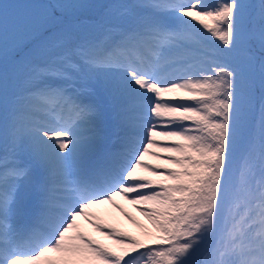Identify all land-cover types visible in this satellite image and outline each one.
<instances>
[{"label": "snow or ice", "instance_id": "6c2138e0", "mask_svg": "<svg viewBox=\"0 0 264 264\" xmlns=\"http://www.w3.org/2000/svg\"><path fill=\"white\" fill-rule=\"evenodd\" d=\"M93 7L105 9L102 32L75 36L64 16ZM113 7L126 24L106 23ZM9 26L19 37L11 46ZM27 33L47 59L20 54ZM254 43L264 51V0L0 4V264H264V57L257 77ZM94 85L128 129L117 151L98 150L105 110ZM34 170L39 212L18 225L19 184ZM54 183L63 184L55 197ZM118 196L151 223L143 238L93 211L121 208ZM81 217L115 247L83 230Z\"/></svg>", "mask_w": 264, "mask_h": 264}, {"label": "rangeland", "instance_id": "374dc122", "mask_svg": "<svg viewBox=\"0 0 264 264\" xmlns=\"http://www.w3.org/2000/svg\"><path fill=\"white\" fill-rule=\"evenodd\" d=\"M147 0H137V3H145ZM112 9V15L114 16L113 19L108 17L105 19L106 23L108 24H123V22L126 19H130L128 16L123 15V9ZM26 10V9H21ZM102 28L98 27V22L89 24L88 26H83L81 28L80 32L82 37L83 36H97L102 32ZM75 86H79L80 81L75 80L74 82ZM91 98L99 102L102 107L105 110V119L102 123V139L99 141L98 148L103 144L105 141L106 144L112 145L119 141H122L118 135L123 134L125 135V132L128 130L125 127L119 126L118 122L114 118L113 114V105L110 100V98L106 97L104 90L99 85L93 86V92L90 93ZM113 132V133H112ZM119 140V141H118ZM111 142V143H110ZM0 144L2 146V149H4V129L2 126V123H0ZM0 151V153H2ZM22 159L27 162L28 157L25 155L22 157ZM146 162H149L151 164H165L167 161L163 158L157 159L156 157L152 155H146L145 156ZM140 174L142 175H151V173L145 171L144 169L138 170ZM40 175L41 172L38 170L33 171V175L25 181H22L19 184V191L17 193V204L16 206H20V209L22 211V208L25 210V213L28 211L26 209L28 207V203H34L37 202L36 209L33 210V217L32 219H27V223H33L36 220L37 214L39 212L40 202L43 196V193L39 186L36 185L34 182L36 179V176ZM63 184L61 183H54L51 188L52 191L50 192V195L55 197L60 195L56 189L62 188ZM117 202L122 205L121 208H117L113 204H104L99 205L93 211L96 213V216L103 222L104 224H111L114 227L129 232L132 235H136L142 238V232L145 228L152 229V226L149 224L148 219L144 216L143 211L138 208L136 205L130 203L128 200L123 199L122 197H117ZM125 213H128L126 215ZM21 214V213H20ZM20 214L19 217L16 216L14 221L20 220ZM129 216L131 218H129ZM13 221V222H14ZM18 222V221H17ZM79 222L81 224V227L83 230L88 232L90 235L96 237L97 239H100L103 243L115 247L114 241L104 236L101 232H98L95 227L88 222V220L84 219L83 217L79 218ZM20 224V222H19ZM220 227H225L224 223L221 222Z\"/></svg>", "mask_w": 264, "mask_h": 264}, {"label": "trees", "instance_id": "16d2710c", "mask_svg": "<svg viewBox=\"0 0 264 264\" xmlns=\"http://www.w3.org/2000/svg\"><path fill=\"white\" fill-rule=\"evenodd\" d=\"M134 0H0V4H3L5 8H18V9H31L35 8L38 4H50V3H88L92 5H115L116 2H122L123 4H131ZM246 3L251 5H258L260 0H245ZM42 11V10H37ZM253 13L258 11V8L250 9ZM105 9L100 7H93V8H85L76 11L75 13L72 12L71 9L68 10L67 14L64 16V20L67 23L73 24L75 27L73 29V34L77 37H82L81 35V28L83 26H88L90 23H93L99 17L101 18L104 15ZM57 15H60L58 12ZM19 38L17 35L11 33V28L9 26L7 33L5 35V41H9V45L11 46L15 39ZM23 41L25 47L20 50V54L23 55L24 53H32V58L35 62H42L47 59L48 53L46 51H41L38 48V41L35 38V35L32 33H27L23 35ZM253 52L257 57V61L255 66L251 69V71L258 77L260 72L259 66V59L260 57H264V51L260 49L259 44H253ZM19 59V56L17 57ZM256 118L258 120V109L256 112ZM246 151V140L241 141L240 147L238 148V157H240ZM239 164L240 161L238 160L236 163V176L234 179L238 178L239 175ZM151 225V223L149 222ZM152 226V225H151ZM143 238V237H142ZM215 242L214 236H209L205 238L204 243L200 246L199 254L197 255L196 259L202 261L204 256L209 253L210 249L212 248Z\"/></svg>", "mask_w": 264, "mask_h": 264}, {"label": "bare ground", "instance_id": "6f19581e", "mask_svg": "<svg viewBox=\"0 0 264 264\" xmlns=\"http://www.w3.org/2000/svg\"><path fill=\"white\" fill-rule=\"evenodd\" d=\"M112 133H113V132H112ZM120 137H121V138H123V137H124V135H123V134H121V135H120ZM104 143H105V141L103 142V144H104ZM110 143H111V142H110ZM16 208H17V210H18V211H17V215H16V216H17V217H19V214L21 213L20 206H16ZM22 209H23V208H22ZM20 217H22V214H20ZM15 218H16V217H15ZM21 220H23V219H21ZM21 220H17V219H16V220H15L13 223H15V224H18V225H19V223H18V222H20ZM17 221H18V222H17Z\"/></svg>", "mask_w": 264, "mask_h": 264}]
</instances>
